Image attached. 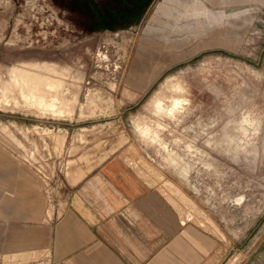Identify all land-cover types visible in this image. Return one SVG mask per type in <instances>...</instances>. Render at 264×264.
<instances>
[{
    "label": "rangeland",
    "instance_id": "374dc122",
    "mask_svg": "<svg viewBox=\"0 0 264 264\" xmlns=\"http://www.w3.org/2000/svg\"><path fill=\"white\" fill-rule=\"evenodd\" d=\"M66 2L0 0V264H46L68 163L129 143L171 182L162 264H264V0H151L115 29Z\"/></svg>",
    "mask_w": 264,
    "mask_h": 264
},
{
    "label": "crops",
    "instance_id": "0c3cea01",
    "mask_svg": "<svg viewBox=\"0 0 264 264\" xmlns=\"http://www.w3.org/2000/svg\"><path fill=\"white\" fill-rule=\"evenodd\" d=\"M88 130L82 128L83 133ZM83 133L73 139L70 153L81 147ZM123 146L106 149L94 170L78 163L84 155L68 163L76 205L71 200L56 217L46 264H162L163 256L155 255L159 247L177 243L178 215L165 201L163 175L150 163L141 164L143 157L133 143L121 159L111 157ZM144 176L155 180L147 182Z\"/></svg>",
    "mask_w": 264,
    "mask_h": 264
},
{
    "label": "flooded vegetation",
    "instance_id": "af4514ba",
    "mask_svg": "<svg viewBox=\"0 0 264 264\" xmlns=\"http://www.w3.org/2000/svg\"><path fill=\"white\" fill-rule=\"evenodd\" d=\"M83 0L82 8L79 6V0H67L66 6L74 5L75 9L79 6V10L84 13L87 22L91 24V29H102L94 15L93 6L98 12H103V16L107 19L108 25L116 28L117 23L129 24L130 22H137L147 4L148 0ZM100 4V5H99ZM77 5V6H76ZM103 6L105 12L101 9ZM105 23V21L103 20ZM105 25H107L105 23ZM109 29V28H108ZM112 30V29H110Z\"/></svg>",
    "mask_w": 264,
    "mask_h": 264
},
{
    "label": "bare ground",
    "instance_id": "6f19581e",
    "mask_svg": "<svg viewBox=\"0 0 264 264\" xmlns=\"http://www.w3.org/2000/svg\"><path fill=\"white\" fill-rule=\"evenodd\" d=\"M223 15V14H222ZM217 18H218V16H217ZM220 18V17H219ZM13 79H15L16 81H26V82H28V84L31 86V89H32V91L34 92V94L33 95H37V89H36V85H38L39 83H41L42 82V80H43V78H40V77H38L37 75H32L31 73H26V74H23V73H20V74H14L13 75ZM41 95V94H40ZM76 102V101H75ZM78 103H79V101H78ZM80 104V103H79ZM73 114V113H72ZM103 127V126H102ZM99 128V127H98ZM97 128V129H98ZM36 129H38V128H36ZM35 129V130H36ZM33 131V130H32ZM38 130H36V132H37ZM135 156V155H134ZM134 158V157H133ZM139 158V157H138ZM160 178V177H159ZM164 179H167V178H164ZM164 181V180H163ZM164 182H167V181H164ZM171 183V182H170ZM169 182L167 183V184H170ZM174 183V182H173ZM173 183H172V186H173ZM166 183H165V185H167ZM162 185H164V183L162 184ZM164 185V187H167V186H170V185H167V186H165ZM178 186V185H177ZM163 187V186H162ZM174 187H175V185H174ZM173 188V187H172ZM164 189H166V188H164ZM168 189V188H167ZM171 189V188H170ZM176 189V188H175ZM175 189H174V192H175ZM159 190H160V188H159ZM166 191V190H165ZM167 191H169V190H167ZM162 192V191H161ZM172 192V191H171ZM164 195V194H163ZM162 195V196H163ZM167 196V195H166ZM173 199V198H172ZM175 200V199H174ZM183 200H185V199H183ZM182 202V201H181ZM171 203V202H170ZM185 203V202H184ZM175 205V204H174ZM195 205V204H194ZM178 207V206H177ZM192 208V207H191ZM195 210V209H194ZM186 211V210H185ZM195 212V211H194ZM197 213V212H196ZM190 215V214H189ZM191 218V217H190ZM193 220V219H192ZM236 252V251H235ZM238 252V251H237ZM234 253H232V254H230L227 258H225V260L222 262V264H224L228 259H229V257H230V259L226 262V264H236V262L238 261L237 259V256H235V257H231L232 255H233ZM239 257V256H238ZM240 260V259H239Z\"/></svg>",
    "mask_w": 264,
    "mask_h": 264
},
{
    "label": "water",
    "instance_id": "95a60500",
    "mask_svg": "<svg viewBox=\"0 0 264 264\" xmlns=\"http://www.w3.org/2000/svg\"><path fill=\"white\" fill-rule=\"evenodd\" d=\"M148 1H150V0H148ZM112 29H113V27H111Z\"/></svg>",
    "mask_w": 264,
    "mask_h": 264
}]
</instances>
